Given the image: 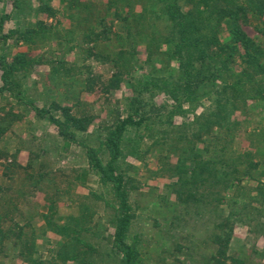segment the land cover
Returning <instances> with one entry per match:
<instances>
[{"label":"trees","instance_id":"1","mask_svg":"<svg viewBox=\"0 0 264 264\" xmlns=\"http://www.w3.org/2000/svg\"><path fill=\"white\" fill-rule=\"evenodd\" d=\"M3 1L13 9H0V264H141L130 156L170 178L179 264H259L250 243L264 236V46L245 26L264 35V0ZM68 52L80 58L68 64ZM42 64L57 85L85 67L87 91L127 86L121 114L95 126L49 99L30 84ZM66 145L99 186L70 197L78 212L59 218L63 190L75 196L81 177L57 164ZM45 186L52 195L31 209ZM237 226L251 235L241 252Z\"/></svg>","mask_w":264,"mask_h":264},{"label":"rangeland","instance_id":"2","mask_svg":"<svg viewBox=\"0 0 264 264\" xmlns=\"http://www.w3.org/2000/svg\"><path fill=\"white\" fill-rule=\"evenodd\" d=\"M53 3L57 7L60 6V0H53ZM3 8L9 12L12 11L13 5L11 1L0 2V9ZM24 20L25 19L22 21ZM30 21H34V19L32 18ZM13 24L14 21L11 22V25ZM245 29L254 39L261 42L264 46V35L259 32L254 25H247ZM44 51H46V49H40L37 52L43 53ZM56 55L59 56L58 54ZM60 56H63V53H60ZM46 57H48L47 54ZM65 57H67V61H69L68 64L80 58V56L76 55L74 52L66 53ZM82 62L81 60L79 67L83 64ZM82 68L83 70L80 68L81 71L79 74L75 73L71 77L67 76L63 84L57 85L58 79L53 77L55 73H53L51 65H37L32 72L30 84H34V86L39 88L38 90L42 91L49 99L57 100L63 105L72 106L73 111L77 114L94 115L95 120L93 125L95 126L112 122L118 114H121L120 110L123 107L125 95L129 91L128 87L124 86L122 89L108 94L101 91H87L83 86H86V84H84L86 76L82 73L90 69H86L85 67ZM92 68L95 72H99L103 75L105 74L106 76L109 75L110 69L105 64L93 62ZM75 81L78 83L76 84ZM69 82L72 83L69 84ZM82 83L83 85L81 87ZM20 133L22 136L26 137L29 131L23 130L20 131ZM41 134V130H38L37 135L39 136ZM66 148V152H63V157L57 163L58 166L63 169H68V172L73 175L80 173L81 177H79L76 190H71V192L74 191L72 193H76L75 196H71L65 192L66 190H63V196L59 203V218L78 212L76 204L71 201L72 198L70 197L79 199V193L85 195L89 193L90 189H97L99 186L96 177L87 169L84 158L78 148L67 145ZM19 160L23 164H26L29 160V153L27 151H22L19 155ZM146 161L147 165H145V162H140L130 156L127 157L124 163L125 167L130 168V173L134 175L137 180L136 189L132 190V201L136 212V219L132 232L134 236L136 235L140 239L142 250L141 264H179V260L185 259V257L182 256V253L179 251L173 252L171 239L174 238L183 243L185 242L180 238V233L174 235V230L173 234L172 230H169L170 224L168 219H170L172 212L169 210V202H166L165 185L170 182V178L165 173L160 175L155 173L158 169L155 160L148 159ZM131 165H134L136 169ZM149 169H151V171ZM71 184L72 183H70L67 177H64L59 183V185L64 186V188ZM50 195H52V190L45 186L42 190L37 191L34 195L29 197L30 201L28 206L33 210H40L48 201ZM235 236L236 240L234 241L233 249L236 252H241L244 247L243 242H247L251 235L248 236L245 227L237 226ZM254 242L263 253L258 263L264 264V236L257 238L256 241H252L250 246H252L251 244Z\"/></svg>","mask_w":264,"mask_h":264}]
</instances>
